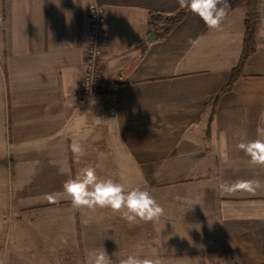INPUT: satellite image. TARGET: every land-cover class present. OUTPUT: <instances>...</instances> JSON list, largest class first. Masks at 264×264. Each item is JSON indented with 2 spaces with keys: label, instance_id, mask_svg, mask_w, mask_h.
<instances>
[{
  "label": "crops",
  "instance_id": "obj_1",
  "mask_svg": "<svg viewBox=\"0 0 264 264\" xmlns=\"http://www.w3.org/2000/svg\"><path fill=\"white\" fill-rule=\"evenodd\" d=\"M91 4L105 15L101 89L77 109ZM179 7L0 0V154L9 155L19 200L42 204L41 224L25 228L26 249L41 259L27 264H86V253L102 248L114 261L264 264V166L237 147L264 139V0L253 51L231 89L224 87L240 58L245 5L228 9L217 29L186 9L156 37L162 27L153 28L151 15L160 25ZM87 166L99 179L147 190L164 209L159 221L130 224L110 208L73 207L63 185ZM237 180L261 186L221 194V184Z\"/></svg>",
  "mask_w": 264,
  "mask_h": 264
},
{
  "label": "clouds",
  "instance_id": "obj_2",
  "mask_svg": "<svg viewBox=\"0 0 264 264\" xmlns=\"http://www.w3.org/2000/svg\"><path fill=\"white\" fill-rule=\"evenodd\" d=\"M177 3L182 9L198 15L212 29L220 27L229 8L227 0H177ZM237 147L250 157L253 165L264 166V139L242 141ZM70 148L76 155L84 153L78 143L71 144ZM260 186L257 180H237L231 184H221L220 190L224 195L237 191L254 193ZM63 192L75 208H87L91 211L96 208H110L113 212H119L121 218L130 224H135L138 220L159 221L164 213V209L147 190L140 187L126 189L111 178L99 179L93 166L80 169L75 178L65 181ZM47 199L54 201L55 197L49 195ZM86 264H161V261L158 258H140L137 255H128L114 261L102 248L89 250L86 253Z\"/></svg>",
  "mask_w": 264,
  "mask_h": 264
},
{
  "label": "rangeland",
  "instance_id": "obj_3",
  "mask_svg": "<svg viewBox=\"0 0 264 264\" xmlns=\"http://www.w3.org/2000/svg\"><path fill=\"white\" fill-rule=\"evenodd\" d=\"M2 156L6 159L5 169ZM8 156L0 154V264H27L33 255L37 254L38 260L41 259L42 251L26 249L25 228L33 220L41 224L42 204L32 206L25 200H19L20 195L11 184Z\"/></svg>",
  "mask_w": 264,
  "mask_h": 264
},
{
  "label": "built area",
  "instance_id": "obj_4",
  "mask_svg": "<svg viewBox=\"0 0 264 264\" xmlns=\"http://www.w3.org/2000/svg\"><path fill=\"white\" fill-rule=\"evenodd\" d=\"M88 19L87 53L80 83L81 91L74 102L77 109L82 108L87 100L101 89V81L97 74V60L101 53L102 27L105 23L103 7L98 4H91L88 7Z\"/></svg>",
  "mask_w": 264,
  "mask_h": 264
},
{
  "label": "trees",
  "instance_id": "obj_5",
  "mask_svg": "<svg viewBox=\"0 0 264 264\" xmlns=\"http://www.w3.org/2000/svg\"><path fill=\"white\" fill-rule=\"evenodd\" d=\"M261 0H235L233 3L229 5V8H232L236 5L244 4L246 7L245 17H244V36L242 41V50L240 54L239 61L237 65L232 69L230 74V79L224 89H231L235 80L241 74V70L243 68L244 62L249 56V54L253 51V40L256 30L260 25V18L258 14V6ZM227 9V10H228ZM186 9H182L179 7L175 14L165 17L160 25L155 23V21L160 20L162 17L158 14H152L150 17V24L153 28L157 29L162 27V30L159 33H156V37L163 38L165 37L169 30L178 23ZM111 91H109V94ZM237 264V263H236Z\"/></svg>",
  "mask_w": 264,
  "mask_h": 264
},
{
  "label": "water",
  "instance_id": "obj_6",
  "mask_svg": "<svg viewBox=\"0 0 264 264\" xmlns=\"http://www.w3.org/2000/svg\"><path fill=\"white\" fill-rule=\"evenodd\" d=\"M153 38V32H150L149 34H148V36H147V40H150V39H152Z\"/></svg>",
  "mask_w": 264,
  "mask_h": 264
}]
</instances>
